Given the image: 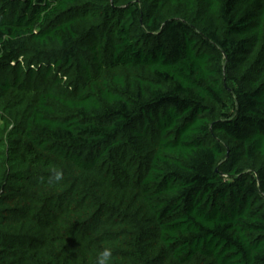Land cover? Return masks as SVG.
Instances as JSON below:
<instances>
[{"label": "trees", "instance_id": "obj_1", "mask_svg": "<svg viewBox=\"0 0 264 264\" xmlns=\"http://www.w3.org/2000/svg\"><path fill=\"white\" fill-rule=\"evenodd\" d=\"M104 247L264 264V0H0V264Z\"/></svg>", "mask_w": 264, "mask_h": 264}, {"label": "clouds", "instance_id": "obj_2", "mask_svg": "<svg viewBox=\"0 0 264 264\" xmlns=\"http://www.w3.org/2000/svg\"><path fill=\"white\" fill-rule=\"evenodd\" d=\"M64 180V174L62 170H53L50 177V183H60ZM113 252L110 247H104L100 249L95 257V264H112Z\"/></svg>", "mask_w": 264, "mask_h": 264}]
</instances>
